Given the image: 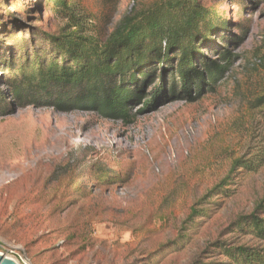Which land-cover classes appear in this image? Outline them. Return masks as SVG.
<instances>
[{"label":"rangeland","instance_id":"rangeland-1","mask_svg":"<svg viewBox=\"0 0 264 264\" xmlns=\"http://www.w3.org/2000/svg\"><path fill=\"white\" fill-rule=\"evenodd\" d=\"M67 1L104 39L155 0ZM202 3L225 22L202 53L227 47L233 65L195 101L168 99L165 85L122 121L18 103L13 41L69 22L51 0H0V252L21 246L33 264H220L214 242L249 240L229 228L264 198V0Z\"/></svg>","mask_w":264,"mask_h":264},{"label":"trees","instance_id":"trees-1","mask_svg":"<svg viewBox=\"0 0 264 264\" xmlns=\"http://www.w3.org/2000/svg\"><path fill=\"white\" fill-rule=\"evenodd\" d=\"M51 2L55 13L69 23L54 33L37 31L29 46L22 37L14 40L17 51L6 63L20 104L92 111L104 119L130 121L131 108L151 106L165 85L168 99L195 101L205 86L215 87L236 58L227 47L215 44L209 48L217 53L216 60L202 53L205 43L212 42L211 35L225 28L221 16L202 0H155L143 9H132L104 39L90 32L87 17L75 16L67 0ZM260 163L264 157L256 166ZM237 165L253 168L250 163ZM96 172L107 179L106 171ZM200 215L194 208L189 214ZM229 229L249 240L214 242L226 259L220 264H264V198L250 213L234 219Z\"/></svg>","mask_w":264,"mask_h":264},{"label":"built area","instance_id":"built-area-1","mask_svg":"<svg viewBox=\"0 0 264 264\" xmlns=\"http://www.w3.org/2000/svg\"><path fill=\"white\" fill-rule=\"evenodd\" d=\"M4 254L15 260L18 264H33L21 246H12L6 249Z\"/></svg>","mask_w":264,"mask_h":264},{"label":"water","instance_id":"water-1","mask_svg":"<svg viewBox=\"0 0 264 264\" xmlns=\"http://www.w3.org/2000/svg\"><path fill=\"white\" fill-rule=\"evenodd\" d=\"M0 264H18L12 258L6 256L4 253L0 252Z\"/></svg>","mask_w":264,"mask_h":264}]
</instances>
